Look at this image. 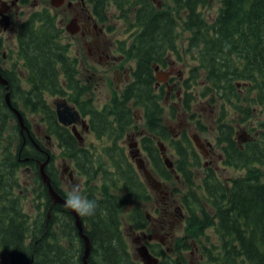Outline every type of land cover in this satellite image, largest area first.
<instances>
[{
	"label": "flooded vegetation",
	"instance_id": "af4514ba",
	"mask_svg": "<svg viewBox=\"0 0 264 264\" xmlns=\"http://www.w3.org/2000/svg\"><path fill=\"white\" fill-rule=\"evenodd\" d=\"M152 1L159 8L164 5L163 0ZM71 29L78 31L71 32ZM116 30L92 0H0V264H86L84 240L73 211L54 202L41 176V165L50 157L45 170L55 190L65 199L73 185L82 184L81 195L86 198L84 190L89 175L85 172L87 166L82 169L78 165L76 159L80 153L75 151V142L91 154L99 152L103 143L115 141L125 148L129 158L137 156L139 149L147 168L160 179L149 165L148 159L152 156L144 146V139L155 141L161 152L160 142L167 143L153 130L150 117L146 120L143 109L134 106V120L138 125L124 135L113 131L110 136L108 121L100 113L116 91L120 93L133 84L139 68L140 58L127 57L120 45V41L126 45L131 43L134 31L125 29L128 34L124 38H113ZM176 44L174 50L151 49L152 54L141 59L147 61L145 68L152 82L150 112L156 109L160 113L156 124L163 126L164 133L170 131L178 137L184 130L192 134L190 128L182 126L184 120L179 119L177 113L183 106L185 80L191 75V67L186 68L184 57L177 54L183 52L179 47L182 41L177 40ZM57 45H61L66 54L61 59L52 52L50 57L44 54V49L57 50ZM188 59L195 64L191 57ZM102 86L108 87L110 93L98 104L96 96ZM133 91H136L135 86ZM194 104L193 113H184V117L188 116L185 121L194 123V129L205 134L208 129L202 130V124L206 123L201 121L200 115L206 107L201 102ZM64 106L76 109L80 118L70 125L60 122L58 108ZM14 109L22 114L23 122ZM211 112L220 116L213 108ZM236 116L233 122L237 127L236 136L240 128L247 134L243 139L240 135L237 137L243 147V142L253 140V133L259 131L253 132L250 119L240 122L237 112ZM171 118L181 122L178 132L170 125ZM217 127L215 121L216 134ZM215 138L214 148H218L221 159H225L218 136ZM201 143V148L194 145L203 160L206 143L202 139ZM207 144L211 146L210 142ZM167 153L173 158L174 152L168 147ZM161 155L163 157V152ZM59 159L62 164L58 163ZM215 170L219 173L216 167ZM161 180L158 189L149 186L150 199L132 200L126 209V213H134L138 205L145 214L143 222L137 225L129 222V231L124 224L121 227L131 255L128 264H146L138 251L142 245L159 259L156 264H207L196 242L184 248L190 210L169 182L162 177ZM81 220L86 232L92 219L81 217ZM116 246L120 248L119 242ZM194 254L198 255V261ZM88 262L112 264L107 263L101 249L96 248H92ZM113 264H121L120 259Z\"/></svg>",
	"mask_w": 264,
	"mask_h": 264
},
{
	"label": "trees",
	"instance_id": "16d2710c",
	"mask_svg": "<svg viewBox=\"0 0 264 264\" xmlns=\"http://www.w3.org/2000/svg\"><path fill=\"white\" fill-rule=\"evenodd\" d=\"M92 2L107 21L114 17L134 31L131 43L120 41L121 51L127 57L140 58L133 84L120 93L116 91L100 111L108 121L109 135L113 131L124 135L138 125L133 108L143 109L153 130L174 152V166L168 168L155 141L144 139L152 156L148 159L150 165L190 210L184 248L196 242L207 264H264V116L258 128H251L260 132L253 140L243 142V147L237 142V127L233 124L236 117L228 118L230 109L240 115V122L253 117L258 107L264 111V0H220L218 13L211 19L203 9L212 0H163L162 8L152 0ZM182 34H187V43L177 54L186 63L191 57L195 64L189 66L191 75L185 80V98L178 116L193 113L196 101L210 106L220 104L222 113L216 119L218 144L226 153L225 163L244 170L236 177L223 179L214 165L204 164L186 130L178 137L170 131L164 133L163 126L156 124L160 113L156 109L150 112L152 82L145 68L147 61L141 58L151 55V49L174 50ZM61 47L43 51L61 59L66 55ZM239 84L244 86V94ZM47 111L51 116V110ZM200 119L204 121L202 114ZM201 128L205 131L207 125ZM117 144L103 143V148L92 154L77 142L74 146L80 153L78 165L82 169L87 166L85 172L89 175L84 194L101 202L90 217L93 223L89 220L91 227L86 233L107 263L120 259L121 264H128L131 255L121 227L124 219L132 225L143 222L145 214L138 205L134 213H126V209L130 201L148 200L152 193L125 148Z\"/></svg>",
	"mask_w": 264,
	"mask_h": 264
},
{
	"label": "rangeland",
	"instance_id": "374dc122",
	"mask_svg": "<svg viewBox=\"0 0 264 264\" xmlns=\"http://www.w3.org/2000/svg\"><path fill=\"white\" fill-rule=\"evenodd\" d=\"M219 6H220V0H212L211 4L204 8L203 11L205 13V15L207 17H209L210 19L213 18L214 16H216V14L218 13V9H219ZM112 24H115L116 27H117V30H116V33L117 34H113V38H124V36H126L128 34V32H124L125 29H126V24L123 23V22H119V23H116L114 21V19L111 21ZM118 31L121 32V34L119 33L118 34ZM186 37H187V34H182L181 35V39H182V43H185V40H186ZM184 62H185V65H186V68L189 67V65L191 63L187 62L182 59ZM178 65H183V63H179ZM185 68V70H186ZM184 72V71H183ZM109 76V75H108ZM107 76V77H108ZM111 76V75H110ZM241 89L240 92H242L243 94L245 93V88L244 86H240L239 87ZM110 93V90L108 89V87L106 86H102L100 88V91L97 93V96H96V101L98 104H102L106 98H108V95ZM207 105V104H206ZM204 105L203 103V106H205V110L203 111V120L204 122L206 123L207 125V132L205 134H200L197 132V130L194 129V126L192 124H189L187 121H185L187 119L188 116L184 117V115H180L179 119H182L184 120L182 122V126L185 124L186 127L190 128L191 129V132L193 134H197L199 135V137H201L202 141H204L206 144H205V153L202 154L203 156V162L204 163H209V164H212L214 165L218 170H219V173L221 175V177L223 179H227V178H232V177H236L240 174H243L244 173V170L241 168H236L235 166H229L225 163V161L223 159H221L220 155H219V151H218V148H214V145H215V142H216V138L215 136L217 135L216 132H215V128H214V125H215V121L217 118H219L221 116V113H222V108L220 106V104L217 106L216 104H212L211 106L210 105ZM219 107V108H218ZM213 108L214 112L217 111L218 114H220L219 117L215 116L212 112H211V109ZM255 115L253 117H249L248 119H250L249 123H253L252 125H250V128H255L257 126V128L259 127V121L261 119H263V116H264V111L261 110L260 107H258V111L255 110ZM236 116V111L233 109V110H229L228 112V118H231V119H234ZM179 119H169V122H170V125L174 128V132H178L180 130V125H181V122H179ZM250 123V124H251ZM195 131V132H193ZM256 130H253V132H256ZM260 132V130H259ZM240 135V138L243 139V136H247V134L245 133L244 129L243 128H240L239 129V133L237 134V137ZM253 135H256L255 133H253ZM92 140V139H91ZM89 140V142L91 141ZM97 139L95 138V141ZM210 142L211 143V146L210 144L208 145L207 143ZM100 145V144H98ZM56 152H58V149H56ZM168 156L172 157L171 154H169ZM58 163H61L62 164V160H58ZM264 165V164H263ZM84 181V180H82ZM81 186V189L83 188L84 185L82 184H79ZM124 227L125 229H127L130 225L129 223L127 222V220L125 219L124 220ZM127 231H129V229H127ZM136 235V234H135ZM213 236V239H216ZM129 240H132L131 238ZM190 253H188L189 255ZM194 259L195 261H198V255L197 254H194Z\"/></svg>",
	"mask_w": 264,
	"mask_h": 264
},
{
	"label": "water",
	"instance_id": "95a60500",
	"mask_svg": "<svg viewBox=\"0 0 264 264\" xmlns=\"http://www.w3.org/2000/svg\"><path fill=\"white\" fill-rule=\"evenodd\" d=\"M70 24H73V21L70 22ZM68 28L70 29V25L68 26ZM77 29H71V32H77ZM161 77V74H158V78ZM9 96V94H7V97ZM8 103L9 100H8ZM14 111L18 114L20 120L23 122V116L22 114L19 112V110L14 109ZM58 116H59V120L60 122H62L65 125H70L73 122L77 121L80 118V114L76 109H73L70 106H64L63 109L58 108ZM193 140L195 141L196 145L198 147L202 146L201 143V139L199 137V135L194 134L193 136ZM160 147L161 150L164 152L166 150V147L163 143H160ZM137 157L135 158V155H133L135 162L138 166V168L140 169V171L145 175L147 181L153 186L155 187L156 185H158L159 188L162 185V182L159 181L151 172L150 170L147 168V165L145 163V159L143 157L140 156L139 154V149L137 150ZM164 160L165 163L167 164L168 167H172L173 166V161L167 157V154L164 153ZM50 160V157H48L41 165V176L44 180V182L47 184L50 194L54 200V202L57 203H61L64 205V198L55 190L52 182H51V177L47 174L46 170H45V166L48 163V161ZM73 211V210H72ZM74 215L76 217V225L80 231V235L84 240V255H83V260L86 262V264H90L88 262V259L91 255V250H92V243L90 240V237L87 235V233H85L84 231V227H83V222L81 220V217L74 212ZM139 251V255L140 257L143 259V261L146 264H156L158 262V258L153 256V254H151V252L149 251L148 247L146 245H142L138 248Z\"/></svg>",
	"mask_w": 264,
	"mask_h": 264
},
{
	"label": "clouds",
	"instance_id": "9594fccd",
	"mask_svg": "<svg viewBox=\"0 0 264 264\" xmlns=\"http://www.w3.org/2000/svg\"><path fill=\"white\" fill-rule=\"evenodd\" d=\"M64 207L73 210L81 217L95 215L98 204L93 199L81 195V186L73 185L64 199Z\"/></svg>",
	"mask_w": 264,
	"mask_h": 264
},
{
	"label": "bare ground",
	"instance_id": "6f19581e",
	"mask_svg": "<svg viewBox=\"0 0 264 264\" xmlns=\"http://www.w3.org/2000/svg\"><path fill=\"white\" fill-rule=\"evenodd\" d=\"M27 241H28V240H27ZM27 241H26V242H27Z\"/></svg>",
	"mask_w": 264,
	"mask_h": 264
}]
</instances>
